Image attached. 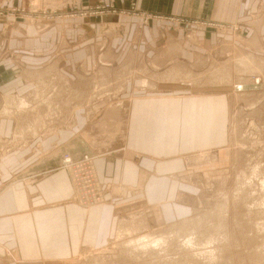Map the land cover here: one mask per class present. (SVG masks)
<instances>
[{
	"label": "crops",
	"instance_id": "obj_1",
	"mask_svg": "<svg viewBox=\"0 0 264 264\" xmlns=\"http://www.w3.org/2000/svg\"><path fill=\"white\" fill-rule=\"evenodd\" d=\"M61 1L0 0V8L14 7L17 3L28 9L29 14L35 9L36 12L58 9ZM73 1L79 12L104 2L129 10H124L128 14H89L90 17L78 12L68 19L70 23L51 21L42 33L30 30L31 25L16 17L0 16V103L2 100L4 104L6 97L28 92L38 71L54 61L72 79L102 68L111 83L109 87L120 84L122 89L102 98L101 103L108 106L91 123H86L82 113V118L76 114L73 125L64 124L57 134L50 131L45 136H34L30 141L36 142L33 155L29 148L9 152L0 162L4 170L1 175L6 180L0 183V264H49V260H67L83 243L104 242L111 235L116 218L127 210L133 211L135 206L141 205L152 223L157 221L159 211L173 213L171 174L182 169V156L221 146L226 137L227 105L226 114L220 115L216 122L202 114L204 104L208 103L204 96L214 95L211 91L214 87L205 88L211 89L210 92L197 84L172 81L167 76L175 77L177 71L166 69L187 67L193 71L199 54L194 50L195 42L187 37L202 39L201 43L210 49L217 42L229 41L226 35L223 39L215 37L214 41L213 32L225 34L227 29L218 31L212 25L187 22L185 29L176 30L161 21L196 18L209 22L238 16L245 9L240 0ZM135 15L144 16L148 24H142ZM104 26L109 30L121 27L122 31L97 42L102 35L99 30ZM67 29L74 33L68 35ZM236 40L232 42L239 47L245 45ZM69 42L75 43V49H69ZM70 64L77 68L71 71ZM121 72L125 73L118 79ZM165 73V79L159 76ZM86 83L78 82L84 89ZM207 108L208 114L214 113L213 108ZM0 117V137L13 138V130L23 127L20 119ZM53 144L59 145L62 152L70 149L97 156L95 166L100 184L105 187L104 203L84 208L75 202L71 178L59 168L61 150L43 158L37 156L36 152L41 153ZM159 203L163 210L159 209Z\"/></svg>",
	"mask_w": 264,
	"mask_h": 264
},
{
	"label": "rangeland",
	"instance_id": "obj_2",
	"mask_svg": "<svg viewBox=\"0 0 264 264\" xmlns=\"http://www.w3.org/2000/svg\"><path fill=\"white\" fill-rule=\"evenodd\" d=\"M62 1L61 4L59 2V10L44 8L36 12L38 9H35V12L31 11L29 14L28 9L18 6L16 3L14 7L0 8V16L14 19L16 17L23 24L31 25L33 28L31 27L30 30L42 33L51 21L62 20L60 22L70 23L69 20L79 13L83 15L128 14L124 10H129L115 7L110 2H104L84 7L79 12L74 6L73 0ZM240 2L242 8L245 9L238 16L217 18L209 22L196 18L188 21L171 18L161 21L163 25L168 24L176 30L185 29L184 26L187 22L189 25L196 26L212 25L217 27L218 31L227 29L225 34L213 32L214 41L215 37L223 39L225 35L229 39L224 44L217 42L209 49L201 43L202 39L198 40L195 36L190 35L187 39L195 42L194 50L199 54L196 66L192 68L194 72L187 67L166 69L167 71H177L175 77L168 78L167 76L172 81L180 80L193 86L197 84L199 88H204L203 91L211 90L205 89L206 87H214L211 90L215 93L214 95L208 96V98L204 96L208 103L204 104L206 108L202 113L211 122L218 121L221 118L220 115L226 114L225 105H227L226 112L228 113L226 137L222 140L221 146L187 152L188 154L182 156V169L172 172L173 188L171 190L174 194L170 202L175 206L172 207L173 213L159 211L157 221L152 223V220L145 215L144 208L141 205L135 206L133 211L127 210L128 213L120 214V217L115 219L117 222L115 221L114 229L111 231V235L106 236L107 239L104 242L83 243L79 249L73 252L72 257L60 262L58 260L59 263L57 260H49V264H264V0H240ZM139 19L142 24H148L144 16ZM108 28L104 26L101 31L99 30L102 35L97 42L101 41L104 36L122 31L121 27L120 30L111 28L110 30L113 31ZM66 33L73 34L74 31L67 29ZM184 36L187 35L184 34ZM233 39H237L236 41L247 46L239 47L232 42ZM53 45L51 43V47ZM73 46L75 43L69 42V49H75ZM57 65L58 62L55 64V61L46 63L44 69L37 73L41 77L36 75L32 84H29L28 92L11 96H25L26 94L30 96L29 98H36L33 95L39 89H41L40 92H43L44 89L50 88L52 89L51 93L53 89L56 90L50 94L53 98L51 103L54 104L52 106L54 109L50 111L43 105L34 116L29 115L23 117L25 121L20 120L25 127L23 132L25 134L18 135L20 136L19 141H5L11 137H0V162L9 152L16 153L29 148L33 155L36 142L30 141L34 139V136H45L50 131L57 134L56 131L63 128L64 124L73 125L76 114H80L82 118V113L86 123H91L108 106V104L101 103L103 102L102 98L122 89L120 84L109 87L110 82L102 68L98 69L96 73L91 72L86 76L82 75L72 79L59 70ZM74 66V64L69 65L71 71L77 68H72ZM123 73L125 72L119 73L118 79ZM163 75L165 76L166 73L159 76L165 79ZM153 76L157 75L153 74ZM80 81L87 82L85 85L87 89L80 88L78 84ZM43 85L46 86L43 87ZM105 85L106 87H104ZM7 98L9 97L5 99ZM2 106L1 100L0 107ZM208 106L210 109H214V113H207ZM200 107H202V103H200ZM195 111L196 109L194 114ZM196 116L197 114H195V118ZM189 117L192 119L193 115L191 114ZM32 120L36 121L35 135L28 132L29 125L34 122ZM28 121V124L25 123ZM39 145L42 146V142ZM59 149L61 150L59 168L65 170L71 178L75 202L84 208L104 203L105 187L100 184L98 187L100 191H97L98 188L88 173L89 169L83 166L79 168L81 175L89 179L90 187L87 189H84L82 185L77 187L73 166L71 163L65 162L66 155L70 156L72 162H83L86 160L84 157L89 158V162H92L95 168L93 177L99 184L100 180L97 177L95 166L97 156L90 152L76 153L70 149L62 152L60 146L56 144L41 153H36L39 158H43ZM1 167L0 183H5L6 180L1 175V170H3ZM85 180H83L84 185ZM79 189L83 192L79 193ZM107 189L110 192V187ZM98 193L99 196L93 199ZM82 195L92 200L84 201L81 199ZM157 201L159 202V200ZM226 203L227 205H225ZM159 204L160 206H157L163 210L162 203ZM185 232L188 234L186 235ZM142 234L152 237L159 236V241L154 245L150 244L142 248L132 245L135 243L133 241L136 238L139 239ZM189 234H192L191 238ZM167 237H169L168 240ZM189 239H191L190 242Z\"/></svg>",
	"mask_w": 264,
	"mask_h": 264
},
{
	"label": "bare ground",
	"instance_id": "obj_3",
	"mask_svg": "<svg viewBox=\"0 0 264 264\" xmlns=\"http://www.w3.org/2000/svg\"><path fill=\"white\" fill-rule=\"evenodd\" d=\"M241 60H243L242 58H241ZM241 64H243L242 62H241ZM240 64V65H241ZM253 64V63H252ZM238 69V68H237ZM257 69V68H256ZM255 71V70H254ZM218 72V71H217ZM186 74H187V72H186ZM171 75H173L172 74V72H171ZM189 75V74H188ZM223 75H224V73H223ZM37 76H39V75H37ZM40 77H41V75H40ZM44 77V76H43ZM218 78V77H217ZM43 79V78H42ZM168 79V78H167ZM190 79V78H189ZM219 79H220V77H219ZM43 80H45V79H43ZM218 80V79H217ZM38 81V80H37ZM223 81V80H222ZM42 82V81H41ZM45 82V81H44ZM218 82V81H217ZM221 82V81H220ZM48 84V83H47ZM46 85H43V87H45ZM104 87H106V85L104 86ZM48 88V87H47ZM54 88V87H53ZM99 88V87H98ZM50 89V88H49ZM44 89L43 90V92H40V90L41 89H39V91L38 92H34V95L33 96H36V98L35 97H33V98H29L30 96H28V95H26L25 94V96H20V95H18L17 97H9V98H7V99H5V103L3 104V108H2V110L0 111V115L1 116H8V117H10L11 118V116L12 115H14V116H12V117H14L15 119H17V120H23V117H26V116H29V115H31V116H34L35 114H37L36 112H38V110L40 109V107L41 106H43V105H45L46 106V108H48L50 111H51V109H54V107H52L54 104H52L51 103V101H52V97L50 96V94H52L54 91H56V90H54L53 89V92L51 93L50 91H52V89ZM105 89H107V88H105ZM45 91V92H44ZM30 93V92H29ZM16 95V94H15ZM77 95H79V93H77ZM96 95V94H95ZM12 96H14V95H12ZM54 97H56V96H54ZM81 97V96H80ZM80 97H78V98H80ZM94 97V96H93ZM80 102V101H79ZM72 105V104H71ZM56 106H57V104H56ZM78 108V107H77ZM0 109H1V107H0ZM57 109V108H56ZM59 109V108H58ZM54 113V112H53ZM55 114V113H54ZM59 115V114H58ZM39 117V116H38ZM0 118H2V117H0ZM4 118V117H3ZM9 118V119H10ZM12 119V118H11ZM23 121H25V120H23ZM32 121H34V120H32ZM31 121V122H32ZM15 122H16V120H15ZM35 122L36 121H34V122H32L30 125H29V133L31 134V135H35V132H36V130H37V128H36V124H35ZM38 122V121H37ZM25 123H27L28 124V122H25ZM24 123V124H25ZM47 124V123H46ZM19 125H21V123L19 124ZM20 127V126H19ZM25 131V127L23 126L22 127V125H21V127L18 129V131L16 130V131H14L13 130V133H14V137L13 138H11V140H15V141H19V139H20V136H18V135H23V134H25V133H23ZM23 133V134H22ZM27 133V132H26ZM26 136H27V134H26ZM23 139V138H22ZM25 139V138H24ZM27 139V138H26ZM5 141H8V139L7 140H5ZM14 141V142H15ZM9 142H13V141H9ZM8 144V143H7ZM66 158H65V162H67V163H71V165L73 166V169H74V166H76L77 164H79L78 163V161L77 162H72V160L70 159V156L69 155H66L65 156ZM84 158H86V160L85 161H88L89 162V158L87 159V157H84ZM71 161V162H70ZM85 161H83V162H85ZM72 163H77V164H72ZM69 166H70V164H69ZM93 166V165H92ZM95 168H94V166H93V170H94ZM255 172V171H254ZM94 174V173H93ZM244 175V174H243ZM246 175V174H245ZM246 177V176H245ZM240 182V181H239ZM243 183V182H242ZM264 183V182H263ZM240 185V184H239ZM239 187V186H238ZM234 190V189H233ZM233 192V191H232ZM237 193H238V191H237ZM223 194V193H222ZM231 200H233V199H231ZM227 201V200H226ZM225 203V202H224ZM225 205H227V203L225 204ZM229 206V205H228ZM221 207V206H220ZM225 209V208H224ZM229 211V210H228ZM225 212V211H224ZM218 214H219V212H218ZM224 214V213H223ZM184 222H182V224H183ZM184 225V224H183ZM187 225V224H186ZM179 227H180V225H179ZM183 227V226H182ZM130 228V227H129ZM189 229V228H188ZM191 229V228H190ZM217 229V228H216ZM128 230H130V229H128ZM183 230H184V228H183ZM182 229H181V231H183ZM123 231V230H122ZM177 231V230H176ZM143 233V232H142ZM186 233V232H185ZM160 234V233H159ZM188 233H186V235H187ZM158 235V234H157ZM169 235V234H168ZM156 236V235H155ZM152 237L151 235H148V234H142L141 235V237H139V239L138 238H136L135 239V241H133V242H135L134 244H132V245H138L139 247H145L146 245H150V244H156L158 241H159V236H156V237ZM161 236V235H160ZM191 236H192V234H189V237L191 238ZM188 237V238H189ZM168 238L169 237H167V240H168ZM196 238V237H195ZM130 239H132V238H130ZM166 239V238H165ZM184 239H185V236H184ZM193 239V238H192ZM197 239V238H196ZM213 240V239H212ZM170 241V240H169ZM189 242L191 241V239H189L188 240ZM131 242V241H130ZM187 242V241H186ZM194 242V241H193ZM198 242V241H197ZM212 243V242H211ZM187 244V243H186ZM192 244V243H191ZM188 245H190V244H188ZM196 245V244H195ZM137 246V247H138ZM136 248V247H135ZM195 248V247H194ZM215 252V251H214ZM214 255V254H213ZM204 258V257H203Z\"/></svg>",
	"mask_w": 264,
	"mask_h": 264
},
{
	"label": "built area",
	"instance_id": "obj_4",
	"mask_svg": "<svg viewBox=\"0 0 264 264\" xmlns=\"http://www.w3.org/2000/svg\"><path fill=\"white\" fill-rule=\"evenodd\" d=\"M79 164L77 165V167H75L74 166V176H75V180H76V184H77V187H79L80 185H82V186H84L83 188L85 189H87V188H89L90 187V181H89V179L87 178V177H83V175H81V170L79 169V168H81V166H83V167H86V168H88L89 169V174H90V177H92L93 178V182H94V184L97 186V188L100 186V183L98 184L97 183V181H96V178H94L93 177V166H92V162L90 163V162H88V161H85V162H78ZM84 179H86L85 180V185L83 184V180ZM95 179V180H94ZM76 187V188H77ZM81 189V188H80ZM78 190L79 191V193H82L83 191L82 190ZM98 192L100 191V188H98V190H97ZM77 192V191H76ZM97 196H99V193L97 194V195H95L94 196V198L93 199H95ZM82 198L81 199H83L84 201L86 200V199H88V198H86V197H83V195L81 196ZM88 200H92V199H88Z\"/></svg>",
	"mask_w": 264,
	"mask_h": 264
}]
</instances>
